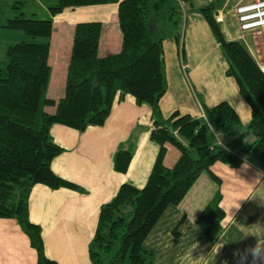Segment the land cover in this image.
<instances>
[{
	"label": "trees",
	"instance_id": "1",
	"mask_svg": "<svg viewBox=\"0 0 264 264\" xmlns=\"http://www.w3.org/2000/svg\"><path fill=\"white\" fill-rule=\"evenodd\" d=\"M186 1L58 0L49 9L52 16L67 8L117 4L122 41L119 53L100 58L101 23L76 24L64 96L57 103L46 97L52 20L26 19L20 14L5 21L4 29L21 32L31 41L9 46L0 61V218L16 221L36 251V264L55 262L45 255L40 227L29 220L32 187L42 184L52 190L78 189L51 170V161L62 149L53 142L50 128L58 124L82 132L101 126L116 95L119 99L131 95L138 105L150 108L153 129L149 140L158 151L142 188L124 183L101 205L88 245L92 264H152L153 254L144 247V240L166 208L178 205L202 174L218 188L195 224L210 244L215 243L225 213L220 205V180L212 173V165L236 166L246 160L264 172V73L242 42L224 39L210 15L215 5L200 11L227 61L225 75L235 80L239 96L251 109L249 124L234 136L241 123L227 102L202 107L217 129L215 135L202 127L203 121L189 115L173 113L164 118L161 114L159 102L166 92L162 44L166 38L180 41L183 20L179 2ZM13 8L19 10V6ZM53 105L54 114L44 111ZM246 132H253L257 140L235 153L234 145ZM220 134L224 148L217 142ZM168 144L179 154L166 166ZM131 157L130 150L120 149L114 157L115 171L125 173Z\"/></svg>",
	"mask_w": 264,
	"mask_h": 264
},
{
	"label": "crops",
	"instance_id": "2",
	"mask_svg": "<svg viewBox=\"0 0 264 264\" xmlns=\"http://www.w3.org/2000/svg\"><path fill=\"white\" fill-rule=\"evenodd\" d=\"M16 1L10 0V3ZM57 1L20 2L25 5L26 2L31 3L32 16L52 20L46 97L55 103L64 96L76 24L101 23L97 50L100 58L119 53L122 41L117 4L67 8L52 16L49 9ZM247 1L179 2L183 20L180 41L177 43L174 38H166L162 44L166 92L160 99L159 108L164 118L173 113L194 118L202 107L210 108L227 102L241 123V128L233 135L245 131L250 121L249 106L239 96L235 80L225 75L227 61L200 9L215 5L210 15L224 39L242 42L247 49H252L250 38L253 34L239 29L235 12L238 5ZM9 4L0 0V54L20 38V41L24 40L21 32L3 28L6 20L20 14L24 16L19 11L7 10ZM3 37L6 39L1 42ZM253 44L257 45L255 41ZM254 50L259 52L257 48ZM250 54L255 59L253 53ZM241 99L246 106L238 104ZM48 107L44 111L54 114L56 105ZM152 129L150 108L138 105L131 95L121 99L116 95L101 126H90L82 132L58 124L50 128L53 142L62 149L51 161V170L78 189L52 190L36 184L30 191L29 220L41 229L48 259L55 264H92L88 245L97 226L101 205L109 202L122 184L142 188L148 179L158 151L157 145L149 140ZM256 140L253 132H246L233 150L237 153ZM120 149L130 150L132 154L125 173L114 169V157ZM244 162L236 166L216 162L211 167L212 173L220 180V205L225 213L218 240L210 244L195 224L196 217L218 188L207 175L202 174L178 205L166 208L144 240V247L153 254L152 264H241L240 254L255 245L257 237L264 240V227L257 226L258 223L264 226V176L260 177V183L254 184L258 169L249 163V168L242 169ZM168 164L165 160V165ZM236 205H239L238 210L234 207ZM229 211L234 213V219H229ZM36 261V251L30 247L27 236L16 221L0 218V264H36ZM242 264H252L250 254Z\"/></svg>",
	"mask_w": 264,
	"mask_h": 264
},
{
	"label": "clouds",
	"instance_id": "3",
	"mask_svg": "<svg viewBox=\"0 0 264 264\" xmlns=\"http://www.w3.org/2000/svg\"><path fill=\"white\" fill-rule=\"evenodd\" d=\"M240 106H246L243 102V100L241 99L240 102L238 103ZM249 111H251V109L249 108ZM195 119H199L201 121H203L202 127H205L207 131L213 133L214 135L217 133V129L215 128V126L213 125L212 121L209 119L208 115L206 112H204L203 110H200L197 114L196 117H194ZM217 142L219 143V145L221 146V148H224L225 145L223 144V134H220L218 136V140ZM227 150V149H225ZM250 165L247 164L246 160L245 162L242 164V169H247L249 168ZM264 176V172H260L259 170L257 171V175L256 177L253 179V183H260V177ZM237 210L239 208V205L234 206ZM194 213V212H193ZM229 219H234V213H230L229 211ZM258 227H264V226H259V223L257 225ZM252 235H255L254 233ZM256 236V235H255ZM257 237V236H256ZM196 247V245L194 246V248ZM250 254L252 257V264H256L257 261L260 262V264H264V240L259 239L257 237V241L256 244L253 245L250 248L245 249L243 254H240V260H241V264L243 262V260H245L247 258V255Z\"/></svg>",
	"mask_w": 264,
	"mask_h": 264
},
{
	"label": "rangeland",
	"instance_id": "4",
	"mask_svg": "<svg viewBox=\"0 0 264 264\" xmlns=\"http://www.w3.org/2000/svg\"><path fill=\"white\" fill-rule=\"evenodd\" d=\"M4 2L6 3V4H9L10 3V0H4ZM16 2H18V3H15V2H12V3H10L9 5H8V7H9V9H7V10H15V11H19V13H24V18H26V19H38V20H45V19H43V18H41V17H39V16H32V14H31V11H30V9H31V3H29V2H26L27 4L25 5L24 3L22 4V6H21V4H19L20 2H23V0H18V1H16ZM19 6V10L18 9H14L13 7H18ZM7 7V8H8ZM9 12V11H8ZM13 18V17H12ZM11 19V18H10ZM182 28H183V26H182ZM184 29H185V27H184ZM264 30V29H263ZM263 30H261V31H259V33H252L253 34V36H252V39L250 38V42L252 43V49L249 47L248 49H250V50H248V51H250L251 53H253V55L255 56V59L257 60V62L261 65V66H264V52H263V50H264V31ZM21 34V33H20ZM6 38L5 37H3L2 39H1V42H4V40H5ZM22 38H20L19 40H17L18 42L21 40ZM252 40V41H251ZM23 41H31V39L29 38V37H26V36H24V40ZM253 41H255L256 42V44L257 45H254L253 44ZM261 41H262V43H261ZM17 42V43H18ZM14 45V44H13ZM259 49V52H256L254 49ZM259 53H261L260 55H258ZM4 55H5V53L3 54H0V61H2L3 59H4ZM260 56V57H259ZM49 108V107H48ZM142 129H143V127L142 128H140V130H139V132H141L142 131ZM168 147H169V149H168V154L166 155V161H168L169 163L173 160V158H174V155L175 154H179V151L177 150V148H175L173 145H170V144H168ZM205 175V174H204Z\"/></svg>",
	"mask_w": 264,
	"mask_h": 264
},
{
	"label": "built area",
	"instance_id": "5",
	"mask_svg": "<svg viewBox=\"0 0 264 264\" xmlns=\"http://www.w3.org/2000/svg\"><path fill=\"white\" fill-rule=\"evenodd\" d=\"M235 12L241 31L259 33L264 29V0H248L238 5ZM260 69L264 73V66L260 65Z\"/></svg>",
	"mask_w": 264,
	"mask_h": 264
}]
</instances>
